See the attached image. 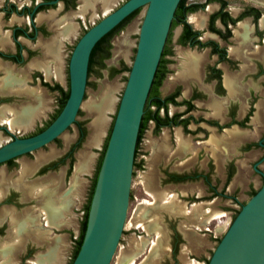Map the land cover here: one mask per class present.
Instances as JSON below:
<instances>
[{
	"label": "rangeland",
	"instance_id": "obj_1",
	"mask_svg": "<svg viewBox=\"0 0 264 264\" xmlns=\"http://www.w3.org/2000/svg\"><path fill=\"white\" fill-rule=\"evenodd\" d=\"M10 1L17 5L21 3L28 4L27 0ZM70 1L72 2V0ZM73 1L75 6L80 5L78 0ZM104 1L101 4L95 3L92 9L83 13L82 18L72 16V10H68L65 13H53L50 11L46 14H39L44 19L41 22L38 21L39 18L36 16L35 23L37 25L42 24L47 31L45 32L46 39H42L40 35L34 43L20 39V43L30 47L34 51V54L30 61H27L22 66L10 65L0 60V83L4 81L6 70L12 69L19 75H27V68L30 63L37 60V58H42V50L40 47L46 42L45 40L55 37L56 30L59 28L57 26L58 21L66 17L68 22L76 26L74 30L75 36L62 43L60 52L61 58L59 64L61 66L62 79L57 81H59L60 85L66 91L68 58L76 41L87 29L111 13L126 0ZM203 1L187 0V3H200ZM226 1L228 4L227 10L232 16L247 6L256 7L264 14V0ZM1 4L2 0H0ZM73 10L76 11L77 9L75 8ZM144 12L108 37L107 44L103 46L105 50L103 49V52L100 54L103 57L100 58L98 56L96 58V62L90 71L87 102L93 97H98L107 84H115L118 88L114 94L116 101L113 111L107 113L108 122L105 127V135L102 138L99 148L90 149L94 154V162L89 175L81 177V180L84 181V188L80 206H75L71 213L64 214L63 228L54 227L47 222V219L44 220V218H41V225L45 223L49 230L47 233L49 235V242L34 245L33 242L29 243L25 241L20 251L11 255L12 261L10 264H36L33 262L43 261L45 259L44 253L49 248L56 246V243H58L54 248L56 261H53L56 263H52L70 264L72 262L75 242L79 237L80 224L83 219V209L88 199L103 145L113 123L126 83L128 69L131 66L135 54L139 27ZM27 23V19H22L20 25ZM244 23L249 25V21H245ZM239 31L240 25L234 29V38L230 43L231 47L229 52L232 56H235L237 48L240 49L239 56L248 54L250 49L256 52L260 51V47L254 48L253 46H246V43L239 37ZM176 36L177 30L174 29L171 41L172 54L166 57L169 61L167 64L169 73L160 89L162 95L166 92L167 85L168 87L169 85H179L180 82L184 81L185 77L188 78L191 76L190 73L193 72V66L189 62L191 61L190 58H200L204 59L205 63L208 62L207 52H198L179 47L175 44ZM204 37L206 38L207 35ZM47 79L50 80V78ZM26 81L20 90H31L34 95L37 94L38 98L41 97L43 102L42 110L44 111L32 125L26 124L22 127L11 128L12 134L22 137L32 135L40 128L45 127L50 120L51 114L56 110L55 105L58 101V94H45L44 91L39 89L38 85L29 82V77L26 78ZM36 83H38V80ZM18 88L16 86L14 88L9 87L7 92L0 94V109L7 111L5 114L6 120L1 122L0 126L8 128L6 121L11 119V115L15 110L28 104H35L34 100L26 92H17L19 90ZM174 111H181V108H169V112L173 113ZM91 122L92 116H89L86 110H84L79 125L67 138L43 153L48 155L50 152H54L56 155L42 165V168H39L40 170L38 169L36 175H44L49 172L62 170L67 182L71 171H73L74 164L77 162L75 159L76 155L87 147L86 142L91 132L89 126ZM80 129L83 130L82 138H79ZM179 133L176 129H162L155 134L151 123L144 130L138 144L135 158L137 166L133 169L134 175L132 176L130 185L131 197L129 198L122 235L109 264H123L125 256L133 255L140 250L141 252L137 258L131 259L132 261H126L125 264H207L213 250L239 211L241 205L252 196L254 191L256 192L259 189L261 183L255 174L248 171L249 169H247L248 172L243 171L239 173L234 171L231 180L225 187V172L223 171V175L220 177L214 171H211L209 167V158L205 153L207 151L205 150L207 144H201V146L195 144L193 137L187 135L184 137L181 136L183 142L187 145V147H182L178 145ZM0 134L4 138L0 139L1 145L8 139V135H4L1 132ZM202 135V133L198 134L199 137ZM66 140L68 142L65 145ZM208 143L213 144L211 141ZM213 146L210 145V149ZM69 152L71 153V157L68 158L66 154ZM235 153L238 154L236 151ZM36 157L21 161L32 164L36 161ZM21 161L18 162L20 163ZM48 163H55V165H46ZM223 164L225 163L223 162ZM215 167L216 171L222 168H219L218 165ZM261 168L264 171V164H262ZM208 170L210 171L211 183L215 187L214 192L209 190L200 179L188 180L177 184L171 183L168 180L169 174L184 173L192 175L197 172H207ZM18 173H21V168H17L16 170L13 168L8 170L6 177L9 180L14 178L13 180L16 181L21 176V174L16 175ZM3 197L4 194L0 188V212H7L5 220L3 221L5 223L2 228L3 233L0 232V246L19 243L21 240L20 237H11L12 234L9 236V233L6 234V232L9 228L8 224L10 220L15 219V216L18 218V214H23V210L28 207L25 202L18 201L19 195L17 193L13 197L11 195L12 198L9 199V202H3ZM205 210L208 213H205ZM215 211H217L216 217L208 223H205L204 220ZM10 230L15 234L13 229ZM148 240H152V243H149ZM160 242L162 243V247L160 246L161 249L159 250L158 256L155 259H149L148 255L151 247L153 244L157 246V243L160 245ZM148 245H150V249ZM126 258L129 259L128 257ZM2 261L4 260L1 259L0 262ZM39 264L50 263L40 262Z\"/></svg>",
	"mask_w": 264,
	"mask_h": 264
},
{
	"label": "flooded vegetation",
	"instance_id": "obj_2",
	"mask_svg": "<svg viewBox=\"0 0 264 264\" xmlns=\"http://www.w3.org/2000/svg\"><path fill=\"white\" fill-rule=\"evenodd\" d=\"M27 1L28 4L21 3L17 5L10 0H2V4L0 5V60L14 66L25 65L34 54V51L30 47L20 43V39H24L30 43L36 42L39 35L42 39H46L45 32L47 31L42 24L37 25L35 23L36 16L39 18L38 21L41 22L44 20L41 16L42 13L46 14L50 11L53 13L55 11L56 13H65L68 10H72L73 15H76L75 17L82 18L83 13L93 8H87L85 12L80 13V5L75 6L73 0L72 2L70 0H57L56 2H54L55 0ZM101 2L99 1L98 4H101ZM227 7L226 0H221V2L218 0H204L200 3H187V0H185L183 10H181L178 18L179 22L171 30L169 27L167 36L170 34V38L167 42L166 36L163 46V49L166 47L168 52L162 57L165 61L164 76L160 86L157 88V93L159 99L163 101L168 99V101L165 102L164 107L159 108L157 114L164 121L160 123L158 130H156V122L154 120H150L147 126L151 123L155 134L162 129H176L182 137L191 135L195 144H199L200 146L201 144H207V148L205 149L207 151L205 153L209 158V167L211 171H214L220 177L223 175L222 172H225V187L231 180L234 171L239 173L243 171L252 172L258 177L261 187L264 182V171L261 168L262 164H264V14L256 7L247 6L232 16L228 12ZM75 8L77 9L76 11L73 10ZM196 14L204 19V24L200 28L194 25V15ZM22 19H27L28 23L20 25ZM245 21H249V25L244 23ZM11 22L14 23L11 24ZM59 22L61 20L58 21V30L63 28L62 22ZM238 25H240V31L238 32L240 39L246 43V46L260 47V51L256 52L250 49L248 54L239 56L240 49L237 48L235 56L230 54V43L234 38V29ZM174 29L177 30L176 45L181 48H188L189 50L207 52L208 62L205 63L204 59L200 58H190L191 61L189 62L193 66V72L190 73L191 76L185 77L184 81L180 82L179 85H169V87L167 85L166 92L162 95L160 89L169 73L167 69L169 61L166 57L172 54L171 41ZM251 34L253 35L250 36ZM205 35H207L206 38L204 37ZM51 39L45 40L46 42L40 47L42 58H37V60L30 63L27 68V75H19L12 69L6 70L4 81L0 83V94H3V92L8 91L9 87L14 88L16 86L20 90L27 82L26 78L29 77V82L38 85L39 89L44 91L45 94H58V101L57 103L55 102L56 110L51 114L50 120L45 127L25 137H30L41 132L53 121L59 109L61 99V92L57 89V86L63 92H67L69 88L68 64L66 91L52 74L46 76L41 69L40 63L47 64L50 67L52 65L45 56L44 50L45 44ZM55 46L56 44L51 43L50 48ZM47 78H50V80ZM37 80L38 83H36ZM19 90L17 91L19 93L26 92L34 100L35 104H28L15 110L11 115V119L6 121L8 128L0 126V132L8 135V139L1 145L11 141L12 137L15 136L11 133L12 127L10 124L12 122L16 121L17 124H21L22 126L26 124L32 125L44 111L42 110L43 102L41 97L38 98L37 94L34 95L31 90ZM170 107L181 108V111L171 113L169 112ZM150 110L154 112L156 111V107L151 106ZM6 112V110L0 109V123L6 120ZM199 133L203 135L199 137ZM15 137L24 138L22 136ZM182 137H178V145L187 147ZM0 139L4 138L0 136ZM210 141L213 144H209L208 142ZM210 145L214 146L210 149ZM66 155L68 158L71 157L70 152ZM21 157L8 160L1 164L0 167H5L6 172L13 168L16 170L20 168L17 160ZM49 164L50 166L55 165V163H48L46 165ZM216 164L219 168L224 165L223 169L221 168L216 171ZM247 169L249 170L247 171ZM208 171L197 172L192 175L184 173L169 174L168 180L171 183L177 184L188 180L200 179L209 190L214 192L215 187L211 183L210 171ZM16 193V191L10 188V191L4 196L3 202H9V199L16 195ZM4 225L5 223L0 224V232L2 233Z\"/></svg>",
	"mask_w": 264,
	"mask_h": 264
},
{
	"label": "water",
	"instance_id": "obj_3",
	"mask_svg": "<svg viewBox=\"0 0 264 264\" xmlns=\"http://www.w3.org/2000/svg\"><path fill=\"white\" fill-rule=\"evenodd\" d=\"M179 2L126 0L91 26L70 54L68 95L57 117L33 136H13L11 141L0 145L1 165L20 156L17 161L39 156L62 142L79 125L87 106L88 63L93 47L134 11L140 9L117 30L145 11L97 174L84 236L71 264H109L118 246L129 203L134 152L144 105ZM27 153L31 154L25 155ZM207 264H264V182L240 207Z\"/></svg>",
	"mask_w": 264,
	"mask_h": 264
},
{
	"label": "crops",
	"instance_id": "obj_4",
	"mask_svg": "<svg viewBox=\"0 0 264 264\" xmlns=\"http://www.w3.org/2000/svg\"><path fill=\"white\" fill-rule=\"evenodd\" d=\"M79 1H80L79 12L82 13L83 11L85 12L87 8L94 7L95 3H98L99 1H103V0H79ZM54 13H56V11ZM72 16L75 17L76 15L72 14ZM194 16H195L194 25L199 28L202 27L204 24V19L198 14ZM66 21H68L66 20V17H63L61 19L62 22L61 25L63 26V28L57 30L58 32L56 33L55 37H53L44 46L45 56L52 63L51 67L48 66L47 64L45 65L43 63H40L41 69L44 71L45 75L49 76L50 74H52L56 80L62 79L61 66L59 64L61 58L60 52H61L62 43L64 42V40H69V38L75 36V31H74L76 27L75 24ZM51 43L56 44V46L50 48ZM113 108L114 107L112 106L111 111H113ZM106 118H107V114H106ZM107 122H108V118H107ZM104 135H105V130L102 136L99 138V141H97L96 143L88 145L87 144L88 141L86 142V146H87L86 149L79 152L75 157L77 162L76 164H74L73 171H71V174L69 175L67 182L65 180V175L63 174L62 170L58 172H49L44 175H38V176L36 175L38 169L42 165L47 163L49 160H51L53 156L56 155L54 152H50L48 155L43 154L37 156L35 158L36 161L32 164L21 161L19 163L21 165L20 166L21 173L16 174V175L21 174V176L18 179H16V181L13 180L14 178L9 180V178L6 177L7 172L5 167L3 166L0 167V188L4 196L10 191V188H12L19 195L18 201L25 202L28 205V207L23 210V214H18V218L15 216V219L14 218L11 219L10 223L8 224L9 228L7 229L6 234L9 233V236L12 234L11 237L13 236L20 237L21 240L19 241V243H14V244L10 243L4 246H0V258L4 260L0 262V264H10L11 262L10 263L8 262L12 260L11 258V255H13L12 252L14 254L19 252L22 247V244L25 241L29 243L33 242L34 245H36L37 243L42 244L49 242L48 241L49 235L47 234L49 230L47 228V225H45V223H43L44 225L43 224L41 225V218L42 219L44 218V220L47 219V222L50 223V225H53L54 227H62V228L64 227L63 225L64 214L69 212L71 213L75 206H80L81 204L83 198V188H84V181L81 180V177L84 175H89L94 162V154L90 151V149L99 148V145ZM178 136L179 138H181L180 134H178ZM82 155H85L86 158L90 160L87 164L85 163L86 166L84 167L80 166ZM205 213H208V211L205 210ZM216 213L217 211L211 213L204 220V222L208 223L209 221H211V219L213 220L216 217ZM6 215L7 212L5 211L0 212V224L3 223ZM10 229H13V231H15V234L12 233L11 232L12 230ZM148 241L149 243L150 242L152 243V240H148ZM57 244L58 243H56V246ZM56 246H54L53 248L49 246L51 248H49V250L46 253H44L45 259L43 261L39 260L33 263L39 264L40 262L43 263L45 262L51 264L55 260L54 248ZM153 246L150 249V245H148V248L150 249V253L148 255L149 259H155L158 256L159 250L162 247V243L160 242V245L159 243H157V246L153 244ZM140 252L141 250L138 251V253L135 252L133 255L131 254L129 256H125V260L123 264H125L126 261L127 262L132 261L131 259L137 258ZM7 255H9V257ZM126 257L128 258L130 257L129 258L130 260L127 259Z\"/></svg>",
	"mask_w": 264,
	"mask_h": 264
},
{
	"label": "trees",
	"instance_id": "obj_5",
	"mask_svg": "<svg viewBox=\"0 0 264 264\" xmlns=\"http://www.w3.org/2000/svg\"><path fill=\"white\" fill-rule=\"evenodd\" d=\"M218 1L221 2V0H218ZM184 2H185V0H180L179 4H178V6H177V8H176V10L174 12V18H173V20L171 22L170 30L179 22L178 18L180 16L181 10H183ZM139 10L140 9H138V10L134 11L132 14H130L127 18H125L121 23H119L114 29H112L109 33H107L105 36H103L95 44V46L93 47V49L91 51L90 57H89L88 73L91 71L93 65L95 64L96 58L98 56L100 58L103 57L100 54L103 52V49L105 50V48H103V46L105 44H107L108 37L114 31H116L124 22H126L128 19H130L133 16H135L139 12ZM169 38H170V34H168V36H167V42H168ZM167 52H168V49L166 47H164L162 55H161V58H160V61H159V64H158V67L156 69L154 78H153L152 83H151V87H150V90H149L148 97L146 99V103H145V106H144V112H143V115H142V118H141L140 127H139V131H138V136H137V141H136V146H135L133 167L136 166L135 158H136V152H137L138 144L140 142L141 135H142L144 129L146 128V126H147V123L150 120H154L156 122V130H158V128L160 127V123L164 121L161 117L158 116L157 112H158L159 108L164 107V104H165V102L168 101V99H165L164 101L159 99L158 93H157V88L160 86L161 80L163 79V76H164V63H165V61H164V59L162 57ZM128 70H130V68ZM57 89L61 92V99H60V106H59V109L57 111L56 116L59 114L60 110L62 109V107H63V105L65 103V100L67 98V95H68V91L67 92H63L60 89V87H58V86H57ZM151 106H155L156 107V111H154V112L151 111L150 110ZM56 116H54V119H55ZM111 127H112V125H111ZM110 131H111V128H110V130L108 132L107 138H106L105 143L103 145L102 152H101L100 157H99L97 169L95 171V175H94V178L92 180V184H91L90 192H89V195H88V199H87V202H86V204L84 206V209H83L84 213H83V219H82L81 224H80V233H79V237H78L77 241L75 242V248H74V252H73V256H72L73 258L72 259L75 258L76 254H77V252L79 250V247L81 245L83 236H84V232H85V228H86V222H87V216H88V211H89V205H90V201H91V198H92V194H93V190H94L97 174H98L99 167H100V164H101V161H102V158H103V154H104V151H105V148H106V145H107V141H108V138H109ZM79 135H80L79 138H82V136H83V130L82 129H80ZM55 140H57V139H55ZM133 175H134V172H132V176ZM254 193H255V191L252 193V195H254ZM130 197H131V195L129 194V198Z\"/></svg>",
	"mask_w": 264,
	"mask_h": 264
},
{
	"label": "bare ground",
	"instance_id": "obj_6",
	"mask_svg": "<svg viewBox=\"0 0 264 264\" xmlns=\"http://www.w3.org/2000/svg\"><path fill=\"white\" fill-rule=\"evenodd\" d=\"M117 88L118 87L115 84H109V85L107 84V86L104 88V90L101 92V94L98 97H93L87 102V106H86L85 110L87 111L89 116L93 117V120H92L91 124L89 125L91 132H90V135L88 136V140H87L88 145L96 143L97 141H99V138L102 136V134L105 130V126L107 125L106 114L112 110V106L114 107V104L116 101L114 94L117 91ZM10 125L12 128L22 127V125L17 124L16 121L12 122ZM89 161L90 160L88 158H86L85 155H82L80 166L81 167L86 166V164ZM7 256L9 257V255H7ZM5 260H7V259H5Z\"/></svg>",
	"mask_w": 264,
	"mask_h": 264
}]
</instances>
